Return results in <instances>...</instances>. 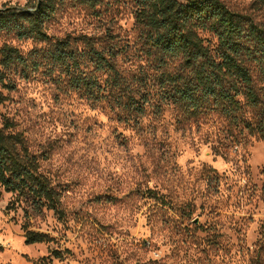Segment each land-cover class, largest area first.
I'll list each match as a JSON object with an SVG mask.
<instances>
[{"label": "rangeland", "instance_id": "1", "mask_svg": "<svg viewBox=\"0 0 264 264\" xmlns=\"http://www.w3.org/2000/svg\"><path fill=\"white\" fill-rule=\"evenodd\" d=\"M224 1L264 22V0ZM53 2L48 34H111L151 102L138 122L120 119L43 58L48 42L0 30V47L27 58L10 73L0 121L40 156L64 210H39L0 184V264H253L258 249L264 259V139L218 111L191 115L159 98L162 69L147 59L132 0ZM25 227L51 239L27 243Z\"/></svg>", "mask_w": 264, "mask_h": 264}, {"label": "trees", "instance_id": "2", "mask_svg": "<svg viewBox=\"0 0 264 264\" xmlns=\"http://www.w3.org/2000/svg\"><path fill=\"white\" fill-rule=\"evenodd\" d=\"M95 9L101 0H80ZM140 36L148 47L147 59L162 69L160 99L191 115L218 111L264 139V22L232 9L224 0H132ZM53 0H32L28 7L0 8V30L22 39L48 42L43 58L65 72L71 87L90 97L105 98L120 119L138 122L151 102L142 80L132 79L119 56L125 49L111 34L93 37H53L45 23ZM208 35V36H207ZM81 44V45H80ZM27 58L18 48L0 47V105L11 89L10 73ZM0 121V184L32 200L37 209L47 207L64 216L61 192L41 168L14 123ZM1 195V194H0ZM27 243L45 242L49 235L25 227ZM253 264H264L261 249ZM60 255V254H59ZM42 264H50L43 262Z\"/></svg>", "mask_w": 264, "mask_h": 264}]
</instances>
